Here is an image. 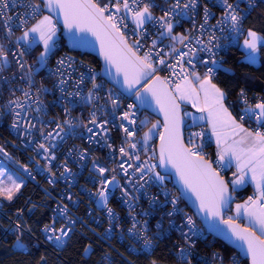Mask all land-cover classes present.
Listing matches in <instances>:
<instances>
[{
  "label": "built area",
  "instance_id": "built-area-1",
  "mask_svg": "<svg viewBox=\"0 0 264 264\" xmlns=\"http://www.w3.org/2000/svg\"><path fill=\"white\" fill-rule=\"evenodd\" d=\"M95 1L99 4L102 2L101 7L110 4V0ZM26 2L27 0H9L4 18L13 17L10 22L13 34L10 37L5 35L4 25L0 21V43H3L8 50L10 61V65L0 71V145L3 146V151H0V168L5 170L4 165L8 167L11 165L28 182L34 183L44 196L52 199L51 212L50 218L40 226L38 238L33 234L24 214L26 206L32 201L33 194L28 195L27 203L21 209H13L12 201L0 197L1 238L12 239V247L16 249L14 242L17 238L16 227L19 225L23 233L21 239L28 250L32 246L29 238L34 239L37 244L46 243L62 250L74 232L86 235L89 231L109 246L101 252L97 264H153V261H156V264H249L238 251H225L218 247L214 236L196 222L195 215L185 207L172 177L161 173L157 166L154 150L161 128L159 134L148 142L145 151L143 136L144 130L151 124L150 115L146 111H139L132 96L119 91L103 77L100 63L91 61L85 54L63 47L61 36L56 39L57 46L50 54L46 68L35 71L38 68L37 59L43 51L41 44H36L30 52L20 58L18 48L24 45L23 42L17 45L16 38L22 35L24 29L17 27L16 24L18 16L28 11L22 6ZM111 2L114 3L115 0ZM173 2L174 0H139L138 6L142 8L144 4H151L154 16L160 17L169 11ZM183 2L184 0H181V3ZM259 2L260 0H253L250 4L248 0H229L234 6L238 5L237 10L244 17L242 31L237 34L231 31L227 23L217 24L224 13V8L218 0H197L195 10L190 11L188 16L171 17L174 24L171 35L191 37L183 44L172 41L167 33L161 36L160 32L164 30L160 28L158 22L146 23L144 25L146 32L141 35L142 30L136 28L131 13L122 11L118 14L126 16L119 26L131 44L139 41L140 55L149 49H152L154 54L156 52L162 54V58L167 64H171L172 68L158 65V71L153 75L167 77L174 85L180 82L178 75H171L173 70L177 73L181 71V67L176 63L180 52H188L190 48L196 51V55L191 56L192 66L187 64L189 57H185L183 63L185 71L194 70L204 75L209 67H213L210 62L212 59L217 64H223L224 53L240 45L246 36L248 30L246 20ZM205 8L209 10L211 16L202 30L200 25L205 23ZM44 13L45 11L42 10L35 19L30 18L27 26L34 24ZM54 23L61 31L60 26L55 21ZM213 36L215 40L211 39ZM153 40L157 42L154 48ZM197 40L201 43L197 44ZM173 47L176 49L175 53L171 52ZM206 47H212L215 55L211 56L209 52L200 50ZM13 52H16L20 63L25 64L24 69H21L17 59L13 58ZM61 59L65 61L63 66L58 64ZM206 60L209 61L207 65L201 62ZM29 65L33 67L31 82L24 76ZM222 67L214 68L212 76L218 74ZM58 68L63 72V76L56 74ZM81 73L84 74L82 83ZM93 74L95 83L100 85L99 90L93 89V81L90 79ZM61 79H65L67 83L61 85L59 83ZM28 91L31 94L30 99L24 96ZM89 92L92 93L91 101L87 100ZM69 93L72 95H68ZM112 99L118 101V107L113 108ZM243 99L248 100L249 105L244 108L242 115L245 109L264 102L260 94L253 96L245 92ZM10 101H19L24 107L19 108L16 104H10ZM129 105L135 106L131 110L134 113L131 119L135 120V124L122 118L123 113L129 111ZM38 107L41 109L39 112L36 111ZM16 112L20 115L16 116ZM93 115L96 117V124L89 122ZM68 121H71V124ZM104 121H107L104 125L106 131L99 128V124ZM141 121L145 123L141 124ZM242 121L253 130H257V122L253 119L245 116ZM14 123L17 127H13ZM29 124L34 127L29 128ZM57 125H60L64 131L61 132ZM124 127L135 134L128 136L123 131ZM88 128H92V132H88ZM260 130L264 131V127ZM58 132L59 136L56 135ZM48 133H52V138L46 140ZM191 133H202L201 136L191 139L196 144L202 145L201 155L206 156L211 141V131L205 124H189L186 131L189 140ZM129 143H136L137 147L128 148V151L133 157L139 155V160H129L128 156H122L119 152L120 147L127 148ZM40 144H44L50 153L54 154L55 159H46L48 153L38 147ZM53 145L55 147H52ZM188 146L191 145L188 143ZM213 162L220 170H227L220 166L217 156ZM128 163L133 167L129 168ZM121 164L127 168V174L121 170ZM145 164L156 167L145 168L144 173L135 170L137 167L143 168ZM97 166L110 171L100 174ZM65 169L70 171L66 172ZM154 172L164 176V181L156 180ZM101 175L109 180L113 176L116 178L111 185H108L106 205L99 204V197L96 194L100 187L98 181ZM125 189L127 194H124ZM173 200L175 204L172 203ZM129 204L132 205L131 208ZM65 207L66 211L62 212ZM108 207L113 209L114 219L109 218ZM176 209L180 211L177 212ZM188 216L194 221L193 231L196 235L189 233V238H186L183 233L188 232V227L185 226ZM134 223L137 229H146L147 236L152 239V244L147 249L144 248L142 241H138L130 234L129 229ZM46 225L54 226L56 230L61 227L72 229L65 238L62 248L56 247L54 242L47 240L46 237L50 233L44 231ZM110 225L112 232L107 231ZM162 246L166 248V254L171 256V260L162 261L154 257L155 252ZM182 249L189 255L182 253Z\"/></svg>",
  "mask_w": 264,
  "mask_h": 264
},
{
  "label": "snow or ice",
  "instance_id": "snow-or-ice-1",
  "mask_svg": "<svg viewBox=\"0 0 264 264\" xmlns=\"http://www.w3.org/2000/svg\"><path fill=\"white\" fill-rule=\"evenodd\" d=\"M251 4L253 0H248ZM218 3L223 6L224 13L221 20L217 21V24L227 23L233 33H241L242 22L244 17L240 15L238 5L234 6L229 3V0H218ZM139 0H115L109 5L101 7L99 3L94 0H27L22 6L28 9L22 16H18L17 27L24 29L21 36L16 38V43L19 45L23 42V47H19V55L22 58L25 53L30 52L32 48L42 42L43 51L40 52L37 59L38 68L35 71L46 68L48 58L53 50L57 46L55 36L57 33V26L53 22L51 15H43L40 19L36 20L31 26L28 25V20L35 19L42 10H59L63 14V23L69 30L78 29L80 32H90L96 36L100 41L101 51L103 52L104 58L111 65H115L117 74H123V81L129 88L140 84L141 80L145 77H152L158 71V65H164L172 68L171 64H167L165 59L162 58L160 52L153 53L152 49H149L142 56L138 54V49L141 47L139 41H134L132 45H129L126 37L120 29V23L126 18V16H119L118 14L122 11L125 13H131V19L136 25L137 29H141V35L146 32L144 25L146 23H159L160 28L164 31L160 32L161 36L165 33L170 35V38L174 42L181 44L186 40H190V36L185 35H171L173 32L174 24L171 21L173 15L188 16L190 11H194L197 6V0H174L170 6L169 11L165 12L163 16L155 17L151 11L153 5L144 4L143 7H139ZM9 7V0H0V21H2L5 28V35L10 37L13 34V28L11 21L13 17L6 15V9ZM108 13L105 15V13ZM211 13L207 8L204 11L205 23L200 25L203 30L207 25V21L210 18ZM127 27V25H124ZM215 27V26H211ZM215 40L213 36L211 38ZM211 42V41H210ZM209 42V43H210ZM264 42V36L258 35L256 31L251 29L247 30V36L243 41L244 46L250 50L249 60L255 61V53L258 48ZM156 41H152L153 48L156 46ZM201 41L197 40V44ZM187 47V45H185ZM207 51L214 56L212 47H206L200 49ZM172 53L176 52L173 47ZM171 54V53H170ZM195 49H189L188 52H180L179 59L176 62L180 67L181 71L177 73L175 70L172 71V76L179 77L180 82L172 84V81L165 77L155 76L151 86L147 87L146 91L151 93V96L155 99V103L159 105L160 110L164 114L163 128L164 132L159 134L160 148H159V160L162 164L171 163L172 166L177 170L184 185L195 193L199 200V209L205 213H209L213 217L223 218L222 213L225 205L231 200V194L229 191V182L223 179L219 172H217L210 161L204 159L201 155L202 145L193 142L191 137H199L202 133H191L189 144L187 146L181 135V124L182 117L180 114V103L188 101L191 103L193 108H198L202 113H207V119L211 121L212 131L216 135L217 144L220 147V154L218 161L221 167L229 168L232 166L233 160L236 162L237 172L233 173L235 179L231 181L233 185L232 191L234 192L236 186L243 185L245 183V177H250L255 182L259 195L254 199L249 197L248 200L243 204H236V214L239 215L241 210L249 217L252 223L259 229L260 235L249 228H241L236 225L232 218L229 217L224 223L230 224L232 232L235 237L244 241L246 244V251L251 255L252 264H264V131L260 128L264 127V102H260L254 105V107L245 109L244 115L241 116V120L247 116L249 119H253L257 122V130L251 131L244 128L241 123H238L236 118L224 107V92L219 89L215 84L211 82V76L214 72V68L222 67L217 65V62L212 59L210 62L213 67H209L207 72L203 76L195 72L194 70L185 71L183 69V63L185 57L189 66L193 65L191 56H195ZM14 59H17L16 52L12 53ZM155 57V59H154ZM71 59V58H69ZM205 65L209 61H201ZM17 63L21 69L25 68L24 63H20L17 59ZM58 64L63 66L65 61L63 59L58 61ZM10 65L9 52L6 50L3 43H0V71L4 70ZM33 67L28 66V71L24 73V76L29 82L32 81ZM56 74L63 76V72L60 68L56 70ZM82 83L84 80V74L81 73ZM90 79L93 81V89L99 90L100 85L95 83V75H91ZM61 85L67 83L65 79L59 81ZM40 91L39 89L37 90ZM63 92V88H61ZM79 93H76L78 95ZM68 95H72L69 93ZM24 96L28 99L31 98L30 91L25 92ZM111 97V93L109 92ZM88 101L92 100V93L89 92L87 97ZM113 108L118 107V101L112 99ZM10 104H16L17 107L23 108L24 105L20 104L19 101H10ZM129 111L123 113V119L129 120L132 124H135V120L131 117L134 114L131 110L135 107L129 105ZM36 111H41L38 107ZM68 111V109H65ZM16 116L20 113L16 112ZM186 115L191 116L195 122L197 117L191 113ZM205 117H199L204 119ZM92 124H96L95 115L89 121ZM71 124V121H68ZM107 121L99 124V128L104 129V125ZM144 124V121L140 122ZM159 121L153 124L152 127L143 136L144 145L143 148L147 151L148 141L152 139L153 131L159 125ZM13 127H17L14 123ZM29 128L34 125L29 124ZM60 131L64 129L57 125ZM106 131V129H104ZM123 131L128 136H133L135 133L130 131L127 127L123 128ZM88 132H92V128H88ZM57 136L60 135L58 132ZM52 138V133H48L45 139ZM62 139V137H61ZM39 148L44 149L48 155L46 159H55L54 154L50 153V150L45 147L44 144L38 145ZM52 147H55L53 145ZM136 143H129L128 147H120L119 152L122 156H128L129 160H139L140 156H132L128 151V148L135 149ZM0 151H3V146L0 145ZM121 170L127 174V168L124 165H120ZM128 167L131 168L133 165L128 163ZM155 165L145 164L144 167H137L135 170L144 173L145 168L154 169ZM98 172L100 174L110 171L104 167H99ZM50 171V169H49ZM65 171H70L65 169ZM238 174V175H237ZM4 175V171L0 168V176ZM54 175V173H53ZM154 178L160 182H163L165 177L161 176L159 172H154ZM113 176L111 180L101 175V179L98 181L100 187L97 189V195L99 197V204L106 205L108 202V185H111L115 181ZM22 186V181L18 182L11 176L8 177V183L4 184L0 182V197L6 198L11 201L15 194L19 192ZM143 187V185H141ZM124 194H127V190H124ZM175 204V200L172 201ZM131 204L129 207L131 208ZM66 211V207L61 210ZM179 212V209H176ZM107 213L110 219H114V211L111 207L107 208ZM172 213H169L171 215ZM135 220V217H133ZM188 232L183 233L186 238H189V233L196 235L193 231L195 228L192 217H186V225ZM71 228L61 227L56 230L54 226H45L44 231L50 233L46 238L49 241L54 242L55 246L62 248L65 244V238L68 237L71 232ZM108 232H112L110 225ZM131 235L138 241L143 242V246L147 249L152 244V239L147 236L146 229H137L135 223L132 228L129 229ZM17 238L14 242V246L19 251H27L25 242L21 239L22 231L20 226L16 227ZM85 251H89L88 248ZM185 255H189L185 250H181ZM156 264V261H153Z\"/></svg>",
  "mask_w": 264,
  "mask_h": 264
},
{
  "label": "trees",
  "instance_id": "trees-1",
  "mask_svg": "<svg viewBox=\"0 0 264 264\" xmlns=\"http://www.w3.org/2000/svg\"><path fill=\"white\" fill-rule=\"evenodd\" d=\"M100 4L103 3L100 2ZM246 25L248 29L264 36V0H260L258 6L250 13L246 20ZM61 41L63 47L67 48L62 37ZM85 56L91 61L99 63L95 56L91 54H85ZM244 56L245 51L240 45L230 48L223 55V67L220 68L218 74L211 77L212 81L224 91L230 108L240 119L244 108L249 105L248 100L243 99L245 92L253 96L260 94L264 98V43L259 47L260 64L255 65L245 61ZM224 67L227 68L225 69ZM149 115L151 122L156 119L155 116ZM186 137L187 143H189L188 134H186ZM207 150L206 157L214 159L216 156V148L212 141H209ZM220 171L229 180L230 170ZM234 192L237 193V201H242L248 197L250 190L244 189ZM31 194H33L32 201L26 206L24 214L28 225L33 230V234L39 238L40 226L50 218L52 199L44 196L42 191L37 189L34 183L28 182L22 188L21 192L12 199L11 206L13 209H21L27 203L28 195ZM183 203L193 213L184 200ZM195 220L201 225L196 217ZM240 221L246 224L243 220ZM1 236L2 232L0 229V264H97L101 252L109 247L89 231H87L86 235L81 232H74L62 250L46 243L39 242L37 244L34 239L29 238L28 240L32 243L31 248L27 251H19L12 247V239L1 238ZM214 239L217 246L221 249L234 251L233 248L225 244L222 240L216 237ZM86 248L89 251L86 252ZM163 251H165L164 254ZM165 254L166 248L162 246V248L160 247L155 252L154 257L162 261L171 260V256ZM245 260L249 263L246 258Z\"/></svg>",
  "mask_w": 264,
  "mask_h": 264
},
{
  "label": "water",
  "instance_id": "water-1",
  "mask_svg": "<svg viewBox=\"0 0 264 264\" xmlns=\"http://www.w3.org/2000/svg\"><path fill=\"white\" fill-rule=\"evenodd\" d=\"M94 2H96L94 0ZM97 3V2H96ZM45 13L50 14L55 22L60 26L61 37L65 41L66 47L71 51H76L81 54H91L95 56L100 65L103 77L112 84L116 89L123 92L128 96H132L134 101L138 105L139 111H146L149 114L155 116L160 119L162 122L161 133L164 132L163 122H164V114L160 110L159 105L155 103V99L151 96V93L147 92V87L151 86L154 81L155 76L145 77L141 80L140 84L135 85L132 88H129L126 83L123 81V74H117L115 65L109 64L108 61L105 60L103 52L101 51L100 41L99 39L92 35L90 32H80L78 29L69 30L65 27L63 23V14L59 10H48L44 9ZM107 15V12L105 13ZM127 39V38H126ZM129 45H132L127 39ZM139 54V53H138ZM140 55V54H139ZM142 56V55H141ZM160 76V75H156ZM162 77V76H160ZM163 78V77H162ZM187 106L181 102L180 103V114L182 117L181 124V135L184 140L185 145L188 146L186 131L187 126L189 125V118L186 115ZM159 148H160V139L157 142L156 152L157 159L156 163L161 173L170 175L172 177L173 183L177 190L179 191L182 199L189 206V208L193 211L195 217L200 221L202 227L209 234L214 237L222 240L225 244L238 251L244 258H246L249 264H252L251 255L246 251V244L244 241L238 240L234 233L232 232V227L230 224L224 223L225 220H228L229 217L232 218V221L239 225L241 228H249L256 232L257 235L260 233L255 230L252 226L248 224L242 223L239 219L231 216V212L233 210V205L237 202L238 196L236 192L232 191V186L226 176L222 174V172L217 168L212 158H207L203 156L205 160L210 161L212 163L213 168L219 172L220 176L229 182V191L231 194L230 202L225 205L222 216L221 217H213L209 213H205L203 210L199 209V200L197 199L195 193H193L190 189H188L183 181L180 178L177 170L172 166L171 163L162 164L159 160ZM5 170L7 171L8 165H4Z\"/></svg>",
  "mask_w": 264,
  "mask_h": 264
},
{
  "label": "crops",
  "instance_id": "crops-1",
  "mask_svg": "<svg viewBox=\"0 0 264 264\" xmlns=\"http://www.w3.org/2000/svg\"><path fill=\"white\" fill-rule=\"evenodd\" d=\"M257 62V59L255 58V61ZM201 75V74H200ZM203 76V75H201ZM211 82L213 84H215L212 79ZM216 85V84H215ZM217 86V85H216ZM218 87V86H217ZM219 88V87H218ZM221 89V88H219ZM222 90V89H221ZM223 91V90H222ZM224 92V91H223ZM225 94V93H224ZM186 106H187V110H186V114L187 113H191L193 116L197 117V120L194 122L191 118V116L187 115V117L189 118V124L190 125H194V124H205L206 127L208 128L209 131H211L212 135H211V141L213 142V144L215 145L216 148V156L217 158L219 157L220 154V147L217 144V140H216V135L213 133L212 131V125H211V121L209 119H207V113H202L198 110V108H193L191 106V103L188 101H184L183 102ZM223 104L224 107H226L228 109V111L232 114V116H234L237 120L238 123H241L243 125L244 128H247L251 131H255L253 130L251 127L247 126L237 115H235V113L232 111V109L229 106V103L226 100V94L224 96V100H223ZM199 117H205L204 119H199ZM227 170H230V176H229V180H230V184L231 181L233 179H235V177L233 176V173L237 172V168H236V162L235 160H233L232 162V166L229 168H226ZM238 175V174H237ZM232 189H233V185L231 184ZM244 189H249L250 193L248 195V197L242 201H238L237 203L234 204L233 206V211H232V216H234L235 218L239 219V220H243L246 224L252 226L255 230H257L259 232V229L252 223V221L249 219V217L243 212V210H241V213L239 215L236 214V204H243L245 203L249 197H253L254 199L259 195V190L256 187V184L254 181H252L250 179V177H245V183L243 185L240 186H236L235 191H239V190H244ZM260 233V232H259Z\"/></svg>",
  "mask_w": 264,
  "mask_h": 264
},
{
  "label": "rangeland",
  "instance_id": "rangeland-1",
  "mask_svg": "<svg viewBox=\"0 0 264 264\" xmlns=\"http://www.w3.org/2000/svg\"><path fill=\"white\" fill-rule=\"evenodd\" d=\"M43 15H50V14H48V13H44ZM42 15V16H43ZM41 16V17H42ZM41 17H39V19L41 18ZM52 19H53V22L55 21V19L52 17ZM258 35H261V34H259L258 33ZM59 36H61V34H60V29L59 28H57V33H56V36H55V40L59 37ZM246 36H247V34H246ZM246 36L243 38V40H242V42H241V44H240V46H241V48H243L244 49V51H245V56H244V60L245 61H248V62H250V63H253V64H255V65H258V64H260V56H259V48H258V51L255 53V58L257 59V62H252V61H250L249 60V52H250V50L249 49H247L245 46H244V44H243V41H244V39L246 38ZM263 36V35H262ZM262 43H264V42H262ZM38 44H41L42 45V42L41 43H38ZM43 46V45H42ZM217 65H222V64H220V63H218ZM225 69L227 68V67H224ZM157 121H159L160 123H159V125L157 126V128L153 131V136H152V139L153 138H155L158 134H159V132H160V128L162 127V122H161V120L160 119H158V118H156V119H154L152 122H151V124L144 130V134L146 133V132H148V130L152 127V125L153 124H156L157 123ZM151 139V140H152ZM150 141V140H149ZM148 141V142H149ZM154 154L157 156V152H156V150H154ZM4 171V175H2V176H0V182H3L4 184H7L8 183V177L9 176H11L13 179H16L18 182H21L22 181V186H21V188H20V190H19V192L18 193H16L15 194V196H14V198L21 192V190H22V188L28 183V180L18 171V170H16L13 166H9L8 167V169H7V171L6 170H3ZM3 198V197H2ZM13 198V199H14ZM5 200H7L6 198H4ZM7 201H9V200H7ZM12 201V200H11ZM238 202V201H237ZM236 202V203H237ZM234 206V205H233ZM233 211V210H232ZM231 216H232V212H231V214H230Z\"/></svg>",
  "mask_w": 264,
  "mask_h": 264
}]
</instances>
